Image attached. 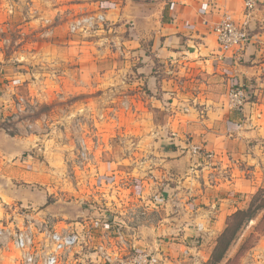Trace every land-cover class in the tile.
Wrapping results in <instances>:
<instances>
[{
  "label": "rangeland",
  "instance_id": "374dc122",
  "mask_svg": "<svg viewBox=\"0 0 264 264\" xmlns=\"http://www.w3.org/2000/svg\"><path fill=\"white\" fill-rule=\"evenodd\" d=\"M105 1L0 0V64L16 80L8 125L13 133L32 138L34 148L25 157L32 155L31 169L38 178L34 186L45 196L42 205L10 206L9 217L0 222L17 224L21 213L28 214L33 223L50 217L55 229L81 230L93 222L97 226L95 244L109 234L108 246L118 252L114 256L125 257L132 246L166 253L168 260L163 258L158 264H247L251 254L264 252V51L250 53L256 67L245 84L251 93L244 105L256 109L260 130L255 140L256 168L242 164L243 174L255 178L256 184L241 198L246 201L241 209L253 204L258 210L251 219H243L223 260L216 263L212 254L218 237L239 209L228 216L210 255L204 258L205 249L197 252L201 235L186 227L187 217L169 202L167 188H178L177 176L194 168L188 160L177 161L181 152L176 156L175 151L182 147L192 152L190 143L204 157L214 152L205 145L217 140L222 129L213 123L220 119L210 110L228 105L226 96L233 86L230 77L214 66L193 65L190 58L191 63L185 65L157 55L152 48V24L139 25L135 17L143 11L148 20L147 14L153 13L150 4ZM98 9L107 14V27L72 29L74 18ZM138 36L141 47L133 41ZM20 98L26 101L24 110L15 113ZM187 113L209 117L210 123L190 128ZM180 128L188 144L185 147L176 137ZM168 147L174 151L168 158L175 160L171 164L165 154ZM153 174L159 176L157 189L148 187ZM152 199L158 203L151 204ZM137 208L148 224L134 230ZM117 224L132 228L126 232V244L117 237ZM135 233L143 234V243L136 241ZM152 235V241H147ZM212 241L206 245L211 247ZM16 254L11 250L0 264H11Z\"/></svg>",
  "mask_w": 264,
  "mask_h": 264
},
{
  "label": "crops",
  "instance_id": "0c3cea01",
  "mask_svg": "<svg viewBox=\"0 0 264 264\" xmlns=\"http://www.w3.org/2000/svg\"><path fill=\"white\" fill-rule=\"evenodd\" d=\"M126 1L128 4L129 0ZM244 1L138 0L140 5L143 2L150 4L148 7H151L154 14H147L148 20L144 17L146 12L143 11L135 17L139 25L145 21L152 24L151 32L154 31L152 48L160 57L177 60L185 65L191 63L187 60L190 58L194 60L193 65L214 66L220 73L227 74L233 86L245 85L253 68L256 67V62L250 53H254L255 50H260V53L264 51V0H254L255 7L248 17L245 14ZM225 13L231 14L239 22L248 21L249 42L238 56L233 57L231 52H224L212 31L213 24ZM139 39L141 38L133 41L141 47ZM142 41L144 44V40ZM260 53L258 55H261ZM259 62L264 61L259 60ZM3 68L4 66L0 64V219L9 217L10 206L29 203L42 205L45 202V196L40 193L38 186H34L38 178L31 169L32 155L25 157V153L32 151L35 144L29 135L16 134L9 129L7 117L10 115V108L13 107L16 80L13 81L11 75L5 74ZM210 111L220 119L214 120L213 123L222 129L217 140L205 145L209 152L214 150L215 156L210 158L207 154L204 157L200 151H193L194 144L189 143L192 145V152L190 149L182 151L184 148L181 147L175 151L176 156L181 152L177 161L188 160L194 168L181 178L177 176L178 188L181 190L171 188L169 184L167 188L169 202L173 201L177 204L176 206L180 207L179 211H184L187 217L186 221L189 223L186 227H189V231L194 229L195 233L201 235V245L197 252L201 253V250L205 249L204 258L210 255L212 245L214 246L215 243L214 238L216 239L222 232L228 216L237 209L245 207L243 204H246V201L241 198L255 189V178L243 174L245 169L242 164L248 168H256L258 158L255 140L259 139L260 130L257 127L258 118L254 108L230 109L227 105ZM237 114L240 115L239 119L235 118ZM186 115L190 116L187 125L190 128H202L203 123H210L209 117L202 115L198 117L189 113ZM245 115L247 118L241 122L243 119L240 118ZM183 130L180 128V133L176 137H179L177 140H181L182 146L185 147L188 144L182 139L185 136ZM174 143L178 145L176 141ZM165 154L167 164L175 161L168 159L169 156L174 155V151L169 147ZM155 159L158 161V158ZM156 171H158L156 168L153 169L154 173ZM165 176L173 177L170 173H166ZM158 177V174L151 176L152 183L149 188L158 186ZM156 189L151 192L155 194ZM170 193H174V197H170ZM150 202L157 204L158 200L152 199ZM183 217L182 214L180 218L184 219ZM153 222L154 218L150 223L151 226L154 225ZM142 235L136 233V241L143 243ZM153 237L154 235L147 241H152ZM209 241H212L211 247L206 245ZM151 247L152 251H155L153 246ZM164 256L167 259L166 253ZM195 257L200 261L199 255ZM247 264H264V252L251 254Z\"/></svg>",
  "mask_w": 264,
  "mask_h": 264
},
{
  "label": "built area",
  "instance_id": "2783aa9c",
  "mask_svg": "<svg viewBox=\"0 0 264 264\" xmlns=\"http://www.w3.org/2000/svg\"><path fill=\"white\" fill-rule=\"evenodd\" d=\"M105 2L107 3V0ZM244 7L248 17L255 7V1L245 0ZM106 17V12L98 9L77 16L71 22V27L78 32L103 30L109 25ZM212 31L217 36L221 49L231 52L233 57L238 56L249 42L248 21L239 22L229 13L222 15L220 20L213 24ZM250 93L251 89H247L246 85L232 86L226 96L228 107L242 109L249 100ZM25 103L23 98L18 99L15 113L22 112ZM214 155V152L209 154L211 157ZM134 216V230L144 226L143 221L148 222L140 208L134 209ZM21 217L18 218L17 224H10V220H7L6 224L0 222V260L8 259L10 251L13 250L17 254L12 257L11 264H92L95 261L100 264H158L161 259H165L164 254L160 252L142 251L132 246L127 248L125 257L114 256L118 252L112 251L108 246L109 234L102 236L95 244L94 229L97 226L93 222L81 230L67 226L55 229L50 217L34 220V223L28 214L21 213ZM124 225L115 226L121 244H126V232L132 229L128 224Z\"/></svg>",
  "mask_w": 264,
  "mask_h": 264
},
{
  "label": "trees",
  "instance_id": "16d2710c",
  "mask_svg": "<svg viewBox=\"0 0 264 264\" xmlns=\"http://www.w3.org/2000/svg\"><path fill=\"white\" fill-rule=\"evenodd\" d=\"M257 210L258 208L253 207V204H251L248 209H239L230 216V221L227 223L226 228L218 237L212 254L213 260L216 263H219L221 260H223L226 251L243 224V219L246 217L247 219H251L256 214Z\"/></svg>",
  "mask_w": 264,
  "mask_h": 264
}]
</instances>
